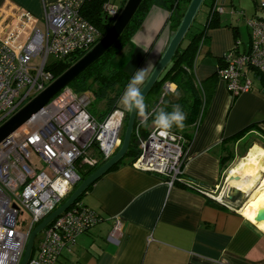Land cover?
<instances>
[{
	"label": "crops",
	"instance_id": "crops-1",
	"mask_svg": "<svg viewBox=\"0 0 264 264\" xmlns=\"http://www.w3.org/2000/svg\"><path fill=\"white\" fill-rule=\"evenodd\" d=\"M57 1L0 0V25L24 10L38 25L45 5ZM214 1L222 6V12H216L217 22L203 32L193 64L194 78L207 99L205 108L194 124L180 131L192 137L182 180L169 185L163 177L135 169L128 162L106 171L80 198L100 221L79 234L54 264H264V221L260 225V220L251 221L238 209L240 202L225 198L227 170L254 144L264 149V79L251 72L250 90L232 96L216 75L223 53L239 34L238 23L245 25L244 19L264 13L257 0H209L206 16ZM168 15L162 0H155L140 27L117 53L123 57L120 64H113L130 78L135 71L147 68V79L173 34L166 27ZM163 86L160 96L146 103L148 110L157 103V109L175 105L176 85L169 83L166 94ZM120 97L115 108L124 110ZM152 126L151 121L147 131ZM243 129L236 139L229 140ZM227 150L231 155L221 170L220 159L227 156ZM221 178L225 187L217 193ZM259 184L257 181L254 188ZM205 192L219 196L224 203ZM116 218L121 231L109 239Z\"/></svg>",
	"mask_w": 264,
	"mask_h": 264
},
{
	"label": "built area",
	"instance_id": "built-area-1",
	"mask_svg": "<svg viewBox=\"0 0 264 264\" xmlns=\"http://www.w3.org/2000/svg\"><path fill=\"white\" fill-rule=\"evenodd\" d=\"M86 1L59 0L45 5L44 29L25 10L0 25V123L57 77L49 69L51 63H73L98 41L99 31L81 14ZM257 6L264 13V0H257ZM102 9L113 18L120 11L110 0ZM216 12L221 13L222 6L214 1L209 19ZM244 23L249 30L247 43L235 39L216 69L232 96L250 90L251 72L264 79V16L246 18ZM163 89L167 92L169 83ZM92 100L90 91H74L67 85L0 142V264H19L28 235L66 200L81 180L80 170L103 163L119 148L126 112L113 108L105 118L96 120L88 111ZM158 107L159 103L149 109V116ZM141 120L137 119L134 128L139 154L131 166L157 174L169 185L181 181L187 138L175 129L162 136L154 126L142 137ZM185 183L193 186L190 181ZM25 212L21 229L20 216ZM100 219L91 208L74 200L42 228L26 264H54L79 234ZM120 231L121 222L116 218L109 239Z\"/></svg>",
	"mask_w": 264,
	"mask_h": 264
},
{
	"label": "trees",
	"instance_id": "trees-1",
	"mask_svg": "<svg viewBox=\"0 0 264 264\" xmlns=\"http://www.w3.org/2000/svg\"><path fill=\"white\" fill-rule=\"evenodd\" d=\"M106 1L109 0H87L81 8L82 16L87 19L91 24H93L100 34H104L114 20L113 17L108 16L102 9V5ZM125 1L126 0H121L119 9L122 8ZM189 1L190 0H162L164 8L168 11L169 14L166 21V27H168L171 31L174 32L178 27ZM154 3L155 0H142L139 6L137 7L136 11L134 12L132 18L128 22L127 26L125 27L119 38L116 40V42L96 61H94L86 69H84L68 85L74 91H90L93 95L94 101L104 100L107 113L116 107L118 98L121 96L122 92L124 91L131 79L128 74H126L120 68H117L112 63V58L123 48V46L129 41L131 36L137 31V29L143 22L147 12L154 5ZM209 6H211V3ZM216 22V13L211 15L209 19L208 11L207 20L206 23H204L202 31L200 33L192 35L184 46H181V43L184 38L182 39L173 57L166 65V67L162 70L157 80L154 82L151 89L144 97L145 103H147L149 99L160 96L161 88L164 83H174L176 85L175 91H177V98L174 104H179L183 112L186 114V120L184 122L185 126L194 124L197 121V118H199L203 114L205 108V102L207 99L205 98L204 92L201 90V88H199L198 84L196 83V80L193 75V64L199 46V41L203 35V32L205 31V29L214 25ZM189 29L187 30L186 35ZM71 64L72 61H56L50 64L49 69L53 71L54 76H58L63 71H65ZM165 94H163L162 100ZM172 106L173 105L165 107L162 106L161 109L165 111H171ZM161 109L155 110L148 117V124L154 119L155 114ZM127 116L128 111L126 112L124 119L121 140L123 137ZM136 123L137 120L134 121L126 152L107 171L115 169L120 164L127 162L131 163L139 154L138 141L134 133ZM147 127L148 125H140V133L142 137L146 136ZM244 130L246 129H243L238 133L232 135L231 137H229V140L236 139V137L241 134L242 131L244 132ZM183 134L187 138V145H189L192 138L191 134ZM226 153L227 156L220 159L219 166L221 170L225 168V162L229 160L231 155L230 151L228 150ZM101 164L102 163H99L98 165L93 167H83L80 170V182L83 181L86 177H88ZM93 183L89 184L77 196L75 201L80 200L81 196L85 193L87 189L90 188ZM78 184L74 187V189L78 186ZM35 240L33 241L31 247V253L35 247Z\"/></svg>",
	"mask_w": 264,
	"mask_h": 264
},
{
	"label": "water",
	"instance_id": "water-1",
	"mask_svg": "<svg viewBox=\"0 0 264 264\" xmlns=\"http://www.w3.org/2000/svg\"><path fill=\"white\" fill-rule=\"evenodd\" d=\"M142 0H126L117 16L114 18L112 24L107 31L98 39L93 47L82 55L79 59L73 62L65 71L58 75L49 85L42 91L33 96L25 104H23L17 111L7 117L0 123V142L5 139L9 134L19 128L31 115L44 106L57 92L75 79L84 69L96 61L103 55L119 38L128 22L132 18L134 12ZM203 0H190L186 10L180 20L176 30L170 37L166 48L159 57L158 61L151 70L148 78L141 87L142 95L145 97L151 89L154 82L162 70L169 63L173 57L176 49L181 43L187 30L189 29L193 18L199 9ZM139 118L135 111H128V116L123 132V137L119 148L116 152L106 161H104L98 168H96L88 177L81 181L78 186L70 193L66 200L59 205L53 212L47 215L35 228L32 229L28 235L22 258L19 264H26V261L31 253V247L35 235L42 230V228L50 222L54 217L59 215L60 212L67 209L77 196L97 178L103 175L113 164H115L126 152L133 128L134 121ZM236 178V177H235ZM247 194L235 187H228L226 190L225 198L231 203L240 202L245 200ZM15 206V205H13ZM255 220H264V210L258 211Z\"/></svg>",
	"mask_w": 264,
	"mask_h": 264
},
{
	"label": "bare ground",
	"instance_id": "bare-ground-1",
	"mask_svg": "<svg viewBox=\"0 0 264 264\" xmlns=\"http://www.w3.org/2000/svg\"><path fill=\"white\" fill-rule=\"evenodd\" d=\"M226 181L231 187L248 194V199L246 198L239 210L255 222L257 212L264 210V149L257 144L250 147L245 155L227 170ZM257 181L260 184L254 188ZM217 199L220 197L217 196ZM263 221L260 220L258 224Z\"/></svg>",
	"mask_w": 264,
	"mask_h": 264
},
{
	"label": "clouds",
	"instance_id": "clouds-1",
	"mask_svg": "<svg viewBox=\"0 0 264 264\" xmlns=\"http://www.w3.org/2000/svg\"><path fill=\"white\" fill-rule=\"evenodd\" d=\"M146 76L147 68L135 71L119 100V104L124 110L135 111L142 118L141 122L144 126L148 125L149 117L148 106L141 91V85L144 84ZM185 120L186 114L181 106L176 104L172 106L171 111L163 109L158 111L152 120V125L160 135L167 136L171 134L174 128L182 130L185 126Z\"/></svg>",
	"mask_w": 264,
	"mask_h": 264
},
{
	"label": "rangeland",
	"instance_id": "rangeland-1",
	"mask_svg": "<svg viewBox=\"0 0 264 264\" xmlns=\"http://www.w3.org/2000/svg\"><path fill=\"white\" fill-rule=\"evenodd\" d=\"M110 1L114 5H116L117 7H119L120 2H121V0H110ZM208 1L209 0H205V2H203L201 4V6L199 7V9H198V11H197V13L195 15V18H194V20H193V22L191 24V27H190L187 35H185V37H184V39H183V41L181 43V46H184L186 44L189 36L193 33V31L198 30V29L200 30L202 28L203 24L206 23L207 16H206V13H205V7H206L205 5H206V3ZM38 26H39V28L44 29L43 23L39 22L38 23ZM238 30H239V34L238 35L236 34L235 39H239L244 44L247 43V41L249 39V30H248V28L243 23L240 22V23H238ZM102 35L103 34H100V37ZM241 47H242V45H240V48ZM122 58H123L122 56H119L118 54H116L112 58V63H114V64H120V61H121ZM36 61H37V59L36 60L35 59L32 60V62H36ZM88 111L90 112V114L96 120H102L107 115V111L105 110V102H104V100H97V101L92 100L91 104L88 107ZM32 155H33L34 158L37 157L36 154H33L32 153ZM225 181H226V179H225ZM228 186L231 187V185H229V184H228ZM224 187H225L224 180H223V178H221V180L219 182L218 189H217V193L223 191ZM248 197L249 196L247 194L246 197H245V200L242 202L243 204L246 202V200L248 199ZM242 203L240 204V206L238 207V209H240V207L243 205ZM26 216H27L26 212L23 213L20 216V224L18 225V227L21 228V229H24V227L22 226V224H23V219H25ZM39 233L40 232H38L35 236H38ZM34 240H35V237H34Z\"/></svg>",
	"mask_w": 264,
	"mask_h": 264
}]
</instances>
